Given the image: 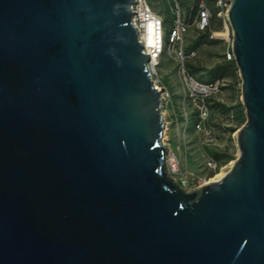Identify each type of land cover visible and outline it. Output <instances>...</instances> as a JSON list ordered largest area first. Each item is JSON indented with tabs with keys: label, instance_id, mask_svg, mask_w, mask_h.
Returning <instances> with one entry per match:
<instances>
[{
	"label": "water",
	"instance_id": "95a60500",
	"mask_svg": "<svg viewBox=\"0 0 264 264\" xmlns=\"http://www.w3.org/2000/svg\"><path fill=\"white\" fill-rule=\"evenodd\" d=\"M133 2L0 0V264H264V0L228 10L239 156L190 190L168 168L163 88ZM9 148L49 169L78 241L51 239L22 209Z\"/></svg>",
	"mask_w": 264,
	"mask_h": 264
},
{
	"label": "rangeland",
	"instance_id": "374dc122",
	"mask_svg": "<svg viewBox=\"0 0 264 264\" xmlns=\"http://www.w3.org/2000/svg\"><path fill=\"white\" fill-rule=\"evenodd\" d=\"M213 4V0H209ZM153 10L162 15L165 20L166 34L175 18L173 0H150ZM183 5L189 6L192 0H181ZM213 28H219V20H214ZM232 31V30H231ZM198 31L191 29L184 40V50L191 55L187 67L192 64L196 69L197 78L207 77L208 70L226 59L227 44L220 39L204 40L196 49H190L189 44L194 40ZM232 34V33H231ZM234 60V59H233ZM178 61L164 56L159 64L158 72L162 84L169 90L170 97L175 94V106L167 107L164 101L163 117L165 129L163 140L169 147V152L178 158L176 170H170L171 175L186 189L190 190L199 181L210 180L217 173H226L239 156L237 145V131L246 121L245 107L242 103L241 77L238 69L227 71L219 79L224 83L221 92L215 95L210 102V118L204 130L195 128L196 108L187 98L179 83ZM164 76L166 78L163 81ZM214 152L224 155L219 161L221 168L217 172L206 166L208 155ZM171 169V168H170Z\"/></svg>",
	"mask_w": 264,
	"mask_h": 264
},
{
	"label": "built area",
	"instance_id": "2783aa9c",
	"mask_svg": "<svg viewBox=\"0 0 264 264\" xmlns=\"http://www.w3.org/2000/svg\"><path fill=\"white\" fill-rule=\"evenodd\" d=\"M173 1L176 16L167 34L164 17L153 10L148 0H134L131 7L132 23L143 45V51L149 57L148 67L153 81L159 89L163 88L164 101H167L170 93L159 76L160 61L164 56L178 61L179 83L196 108L195 128L202 131L210 118L211 99L221 92L224 83L220 79L211 82L201 81L189 71L186 61L195 52L192 51L191 54L185 52L183 47L185 35L193 28L198 32L208 31L211 39H220L227 44L225 57L227 60H233L232 31L228 22V10L233 0H213V4L209 0H192L189 6L188 3L183 5L181 0ZM215 17L221 23L220 28H213ZM167 164L169 170H176L178 158L169 152ZM206 166L213 172L221 168L220 162L211 155L206 158ZM206 181L208 180L199 181L194 187H200ZM180 184L183 186V183Z\"/></svg>",
	"mask_w": 264,
	"mask_h": 264
},
{
	"label": "flooded vegetation",
	"instance_id": "af4514ba",
	"mask_svg": "<svg viewBox=\"0 0 264 264\" xmlns=\"http://www.w3.org/2000/svg\"><path fill=\"white\" fill-rule=\"evenodd\" d=\"M7 153L9 159L16 160L15 162L21 161L18 188L29 190L28 193L22 195V198L26 197L23 200L22 209L25 212L31 211L32 221H36L38 225L48 230L51 239L78 241L81 237L80 234L67 230V226L62 223L63 214L55 205L59 195L55 191L57 190L56 184L49 169L45 171L38 156L25 149L9 148Z\"/></svg>",
	"mask_w": 264,
	"mask_h": 264
},
{
	"label": "trees",
	"instance_id": "16d2710c",
	"mask_svg": "<svg viewBox=\"0 0 264 264\" xmlns=\"http://www.w3.org/2000/svg\"><path fill=\"white\" fill-rule=\"evenodd\" d=\"M148 1L150 2V0ZM214 20H216V17L213 19V22ZM208 39H211L209 37L208 31L198 32L194 40L189 44V48L196 49L204 40ZM188 69L192 74H195L197 71V69L192 64L189 65ZM237 69L238 68L234 60L225 59L224 62H221L220 64H217L214 68L209 69L207 77H201L198 79L205 82H211L219 79V76H223L225 72L236 71ZM244 122L245 120L243 121V123ZM213 157L220 161L224 157V155L218 152H214Z\"/></svg>",
	"mask_w": 264,
	"mask_h": 264
},
{
	"label": "crops",
	"instance_id": "0c3cea01",
	"mask_svg": "<svg viewBox=\"0 0 264 264\" xmlns=\"http://www.w3.org/2000/svg\"><path fill=\"white\" fill-rule=\"evenodd\" d=\"M220 25H219V28H220V26H221V23H219ZM165 80H166V78H165V76H164V79H163V81L165 82ZM175 94H172V96H171V98L167 101V107L168 108H173L174 106H175Z\"/></svg>",
	"mask_w": 264,
	"mask_h": 264
},
{
	"label": "bare ground",
	"instance_id": "6f19581e",
	"mask_svg": "<svg viewBox=\"0 0 264 264\" xmlns=\"http://www.w3.org/2000/svg\"><path fill=\"white\" fill-rule=\"evenodd\" d=\"M224 175H225V173H217V174L215 175V177L211 178L209 181H206V183H208V182H212V181H217V180H219L220 178H222ZM206 183H205V184H206ZM187 190H188V189H187Z\"/></svg>",
	"mask_w": 264,
	"mask_h": 264
}]
</instances>
